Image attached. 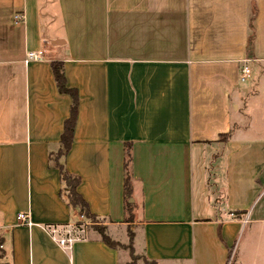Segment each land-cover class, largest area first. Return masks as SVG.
Masks as SVG:
<instances>
[{"label": "crops", "instance_id": "1", "mask_svg": "<svg viewBox=\"0 0 264 264\" xmlns=\"http://www.w3.org/2000/svg\"><path fill=\"white\" fill-rule=\"evenodd\" d=\"M53 62L79 97L60 163L116 247L49 231L85 219L55 158L73 101ZM263 195L264 0H0V264H232L249 225L236 264H264Z\"/></svg>", "mask_w": 264, "mask_h": 264}, {"label": "trees", "instance_id": "2", "mask_svg": "<svg viewBox=\"0 0 264 264\" xmlns=\"http://www.w3.org/2000/svg\"><path fill=\"white\" fill-rule=\"evenodd\" d=\"M52 68L59 90L63 93L69 94L72 97V101H73L71 106L70 117L65 121L64 131L61 136V149L57 152V154H55V158L59 160L61 177L68 189L69 203L72 206L79 208L81 215L85 218L83 220L84 223L86 222L85 220L87 219L91 220L92 223H96L95 220L97 217H95L90 213L86 201L77 191V188L80 184V178L68 172L65 169L64 165L60 163V157L66 155L73 141L79 97L75 89L69 88L67 86L62 63L53 62ZM131 160H132V154L130 151V147H127L125 150L124 208H125V213L127 214V222L129 224L134 220V204L131 200L132 191H133L132 174L129 168ZM93 227L101 234L103 241L107 245H109L110 247H116L117 245H119V243L113 240L107 233H105L103 229L97 227V225L94 224ZM0 247H1V243H0ZM1 255H2V250L0 248V257Z\"/></svg>", "mask_w": 264, "mask_h": 264}, {"label": "built area", "instance_id": "3", "mask_svg": "<svg viewBox=\"0 0 264 264\" xmlns=\"http://www.w3.org/2000/svg\"><path fill=\"white\" fill-rule=\"evenodd\" d=\"M15 19L17 21H21L23 19V15L21 13H17L15 15ZM44 57H45L44 50H31V51L27 52L25 62L28 63V62L35 61V60H42V59H44ZM250 76H251V69L248 66H244L240 72V81L241 82H247L249 80ZM81 217L84 218L83 216H81ZM17 218L19 220V223L22 225H31L32 224V222L30 220V216L28 214L19 213ZM82 220L80 222V226H84V227L78 228V230H74V233H76V232L78 233L80 231L81 232L85 231L87 223L86 222L84 223ZM49 231L53 235V237H55L57 239L58 243L63 247H69L73 243V241L75 240V234H73L74 236L73 235L71 236L70 231L66 232L64 234H63V232L59 231L60 234L61 233L63 234L62 236H58L59 234L57 235V230H55V229H50Z\"/></svg>", "mask_w": 264, "mask_h": 264}, {"label": "rangeland", "instance_id": "4", "mask_svg": "<svg viewBox=\"0 0 264 264\" xmlns=\"http://www.w3.org/2000/svg\"><path fill=\"white\" fill-rule=\"evenodd\" d=\"M262 206H264V195L260 199H258L257 202H255L252 206H250L248 208V210H247L248 211L247 212L248 215H250L253 210H256V209H259V208L261 209ZM245 217H246V215H245ZM95 221H96V223H92L91 220L87 219V225H86V227L87 226H91L92 227L93 224H94V225H97V227L103 229L105 231V233L109 234L108 226H107V224L103 220L96 218ZM130 226L131 225H129V227ZM81 227L83 228L84 226H80V222H76L72 226H70V228H68V229L65 228V227H62L64 229H61L62 230L61 232H63V234H64L68 230V232L70 231V234L73 235V234H77V233H74V230H78V228H81ZM131 231H132V227H131ZM243 232L244 231L242 230L241 233H240V235H239V237H238V239L236 240V243H235V246H234L233 255H232V257L234 258V264L238 263V259H239L238 258V255L240 254V251L242 250L241 248L247 243V241H248V239L250 237V234H251V225H249L248 229L245 231L244 234H243ZM125 234H126V230L124 232V236H125ZM120 237H123V234H122V236L117 237L118 240L123 241V239L120 238ZM126 237H127V235H126ZM125 240L128 241V239H125ZM262 244H263V247H264V243H262ZM129 247H130V245H129ZM136 253L133 252V254H132V261L133 262H136V263L138 262L140 264H144L141 261L140 255L138 253L137 254Z\"/></svg>", "mask_w": 264, "mask_h": 264}]
</instances>
